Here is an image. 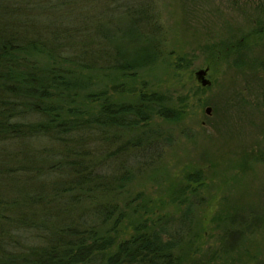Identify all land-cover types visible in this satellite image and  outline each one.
<instances>
[{
	"label": "trees",
	"instance_id": "16d2710c",
	"mask_svg": "<svg viewBox=\"0 0 264 264\" xmlns=\"http://www.w3.org/2000/svg\"><path fill=\"white\" fill-rule=\"evenodd\" d=\"M155 7L0 0V264H190L200 251L187 238L201 170L171 200L186 206L175 219L160 204L120 200L131 168L105 171L106 133H124L116 156L123 150L137 162L172 143L152 122L184 115L185 103L172 105L141 74L161 58L149 28L159 27ZM246 40L229 48L237 67L251 52Z\"/></svg>",
	"mask_w": 264,
	"mask_h": 264
},
{
	"label": "rangeland",
	"instance_id": "374dc122",
	"mask_svg": "<svg viewBox=\"0 0 264 264\" xmlns=\"http://www.w3.org/2000/svg\"><path fill=\"white\" fill-rule=\"evenodd\" d=\"M155 8L151 21L159 27L149 28L161 58L141 74L172 105L185 103L184 115L175 122L154 120L172 143L161 139L158 151L137 162H128L123 150L116 156L124 133L113 139L106 133L105 171L131 168L133 182L120 200L160 204L175 219L186 206L171 200L180 197L187 175L201 170L203 186L190 197L194 220L187 238L200 251L189 263L264 264V35L254 34L264 27V0H156ZM88 11L92 17L94 10ZM243 37L251 52H242L244 66L237 67L240 55L229 48ZM201 69H207V86L196 78Z\"/></svg>",
	"mask_w": 264,
	"mask_h": 264
},
{
	"label": "water",
	"instance_id": "95a60500",
	"mask_svg": "<svg viewBox=\"0 0 264 264\" xmlns=\"http://www.w3.org/2000/svg\"><path fill=\"white\" fill-rule=\"evenodd\" d=\"M207 74V69H201L199 71L196 72V78L198 80V82L202 85V86H207L210 84V81L207 79L206 77ZM210 108H206V112L210 113Z\"/></svg>",
	"mask_w": 264,
	"mask_h": 264
}]
</instances>
